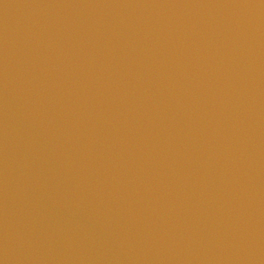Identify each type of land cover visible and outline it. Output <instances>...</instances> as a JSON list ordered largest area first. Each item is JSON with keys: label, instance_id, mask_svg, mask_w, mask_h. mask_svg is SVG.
<instances>
[{"label": "water", "instance_id": "1", "mask_svg": "<svg viewBox=\"0 0 264 264\" xmlns=\"http://www.w3.org/2000/svg\"><path fill=\"white\" fill-rule=\"evenodd\" d=\"M0 264H264V0H0Z\"/></svg>", "mask_w": 264, "mask_h": 264}]
</instances>
